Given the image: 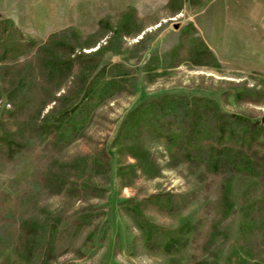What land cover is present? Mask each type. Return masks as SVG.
Listing matches in <instances>:
<instances>
[{
    "label": "rangeland",
    "instance_id": "1",
    "mask_svg": "<svg viewBox=\"0 0 264 264\" xmlns=\"http://www.w3.org/2000/svg\"><path fill=\"white\" fill-rule=\"evenodd\" d=\"M0 18L26 39L41 43L56 33L75 53L91 54L96 62L83 70L88 79L107 67L87 111L74 126L67 124L63 143L52 149L34 127L50 119L44 117L54 102H42L70 90L72 76L47 96L36 92L24 117L0 81V135L4 127L12 129L21 145L12 158H0V207L29 226L21 244L23 233L0 218V264H264V230L256 237L249 233L263 216L249 214L264 197L255 180L201 178L183 163L172 165L169 145L145 133L141 165L116 138L127 112L167 91L211 96L226 111L264 118V101L238 103L233 97L244 84L264 90V0H0ZM197 37L216 61L198 65L188 57ZM33 56L3 63L8 88ZM177 58L183 60L173 66ZM113 74L119 82L108 88ZM105 149L112 152L110 166L97 173L91 167L103 161ZM43 168L70 172L66 187L51 193L32 179ZM80 182L102 190L97 196L68 190ZM156 195L180 208L142 211L155 230L151 241L158 244L152 246L124 207L130 199L146 203ZM88 214L86 224L76 223Z\"/></svg>",
    "mask_w": 264,
    "mask_h": 264
},
{
    "label": "trees",
    "instance_id": "2",
    "mask_svg": "<svg viewBox=\"0 0 264 264\" xmlns=\"http://www.w3.org/2000/svg\"><path fill=\"white\" fill-rule=\"evenodd\" d=\"M56 33L51 34L46 41L38 43L34 39H26L19 28L11 24L7 18H0V81L5 85L7 98L16 108V113L24 117V110L33 101L36 92L44 96L52 92L69 77L72 76V88L66 92L43 99L42 104L54 102L45 114L43 123L36 125L39 141L44 140L47 147L56 148L63 143L67 124L80 120L87 111V101L94 98L98 81L105 77L107 67H100L91 78H87L86 71L96 61L94 57L84 51L74 52L72 45L57 41ZM190 56L195 64L206 65L216 61V56L200 37L192 41ZM182 45H178L176 53ZM26 53H34L25 74L16 81L14 87L8 88L4 83L6 66L3 63ZM183 59L177 58L172 64L179 65ZM112 69L124 70L119 64L110 63ZM110 77L106 82L108 88L119 82L117 75ZM7 86V87H6ZM45 92V93H44ZM41 94V95H43ZM227 93H224V96ZM234 100L238 103H256L264 101V90L248 87L246 84L233 92ZM66 98L65 102H63ZM9 113V119L13 116ZM54 114V115H53ZM54 116V117H53ZM53 117V118H52ZM74 120V121H73ZM71 121V122H70ZM73 121V122H72ZM31 124L28 121L27 125ZM26 125V126H27ZM4 134L0 135V158L10 159L18 152L21 145L16 143V134L4 127ZM152 140L164 143L170 147V161L172 165L183 163L194 171H198L201 178L207 174L224 177L239 175L255 180L264 191V118L252 117L226 111L220 107L214 97L207 95H189L183 92L167 91L154 97H149L124 116L117 137L121 149H125L139 161V140L143 134ZM24 148V147H23ZM143 154V153H142ZM112 152L105 149L102 153L103 161L95 162L91 168L97 173L108 170ZM84 171V170H83ZM70 172L62 168L60 172H52L48 168L40 169L32 179L37 180L42 187L51 193L59 192L69 182ZM229 176V177H230ZM225 178V177H224ZM225 179V180H226ZM222 186L223 183H222ZM68 190L97 196L102 189L85 182L69 186ZM224 193V192H223ZM154 199L129 200L124 209L139 222L140 227L150 235L149 245L158 244L151 241L154 227L148 222L142 211L147 207L159 212L172 213L180 208L170 200L164 201L162 196ZM169 201V202H168ZM251 213H263L259 225L249 231L257 236L264 230V197L250 207ZM249 208V209H250ZM76 219L78 224H86L87 216ZM0 218L9 219L18 230L23 233L21 244L27 237L28 225L21 220L1 210ZM170 243L166 245L169 248Z\"/></svg>",
    "mask_w": 264,
    "mask_h": 264
}]
</instances>
